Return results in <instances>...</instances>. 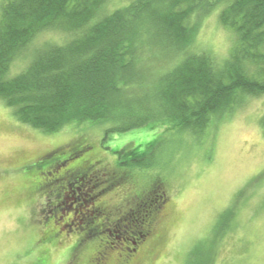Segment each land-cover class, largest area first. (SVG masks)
Listing matches in <instances>:
<instances>
[{
    "label": "trees",
    "instance_id": "obj_1",
    "mask_svg": "<svg viewBox=\"0 0 264 264\" xmlns=\"http://www.w3.org/2000/svg\"><path fill=\"white\" fill-rule=\"evenodd\" d=\"M108 2L3 0L0 100L18 121L44 132L107 122L103 139L141 126H165L197 138L214 119L238 111L248 98L264 96V0H136L105 13ZM212 9L234 36L224 58L189 48L190 14ZM51 31L61 32L64 41L35 44ZM22 59L25 66L12 73L13 63ZM153 64L159 65L154 69ZM259 122L264 133V113ZM93 150L79 138L65 159L49 162L47 169L57 175L46 180V188L61 185L66 165ZM65 151L55 148L29 170H41L49 158ZM117 152L128 156L124 165H146L145 154L135 148ZM129 172L110 170L108 176L92 180L90 206L84 204L78 222L73 220L85 238L112 235L132 253L151 233L167 194L156 180L124 209L120 203V208L103 204L114 210L113 216L107 214L98 197L109 190L108 182L125 179ZM100 183L105 187L97 188Z\"/></svg>",
    "mask_w": 264,
    "mask_h": 264
},
{
    "label": "rangeland",
    "instance_id": "obj_2",
    "mask_svg": "<svg viewBox=\"0 0 264 264\" xmlns=\"http://www.w3.org/2000/svg\"><path fill=\"white\" fill-rule=\"evenodd\" d=\"M134 1L109 0L103 11L110 13ZM190 15L189 48L204 49L219 58L227 56L234 36L219 24L217 10L198 15L193 10ZM64 38L61 32H46L35 44L62 42ZM156 51L160 55L161 50ZM25 62H14L11 72H19ZM158 65L153 64V68ZM263 113L264 96L252 97L238 111L214 119L197 138L188 132L166 130L165 126H141L109 133L103 139L110 125L107 122L68 124L44 132L18 121L0 100V264H88L96 245L98 249L108 246L104 255L109 264H119L128 254L124 242H116L112 235L85 238L77 228L68 230L67 238H60L58 243L42 238V196L33 189L22 167L55 147H73L79 138L92 144L109 170L130 171L127 178L108 182L110 188L98 197V203L114 208L120 203L124 209L129 199H137L136 194L148 192L152 182L164 185L167 198L151 233L129 253L136 256L133 264H264V133L259 122ZM123 147L143 152L146 165L122 164L128 156L117 150ZM91 184L92 179L82 173L78 178L68 176L58 207L49 199L45 208L48 215H55L63 229L67 228L70 211L78 222L84 204L90 206L87 195L95 189ZM76 235L84 238L75 251L72 244Z\"/></svg>",
    "mask_w": 264,
    "mask_h": 264
},
{
    "label": "flooded vegetation",
    "instance_id": "obj_3",
    "mask_svg": "<svg viewBox=\"0 0 264 264\" xmlns=\"http://www.w3.org/2000/svg\"><path fill=\"white\" fill-rule=\"evenodd\" d=\"M71 145H72V143H71ZM55 148H57V147H55ZM55 148L44 152L43 154H41L37 158L26 163L25 165H23L22 170L26 169V173L29 176V178H31L32 184L35 185L34 187L36 188V190L38 192H40V195L42 196L41 197L42 202L40 203V215L42 217L41 225L43 227L42 238H45V236L50 237L51 242L54 241L55 243H58V240L60 238H62V237H63V239L67 238L68 230L73 232V230H75L77 228V226H76L75 221L73 220L72 211H70L71 217H68V219H72V221L69 223L66 222L67 228H65V229H63L62 226L58 225V221H57L58 219H57V217H55V215H50V216L48 215L49 211L46 210L45 208H46L47 204H49V199H52L53 205L56 206L59 202L58 199L60 198L61 194L65 192V186H63V183H61L62 185H56V186H53L52 188H46V186H45L46 180L52 176L55 177L57 175V173L52 174L51 172H49V170L47 169V166L49 165V162L51 163V161L56 162L60 159H65L66 156L72 152V146L69 147L68 149H66V151L64 153L55 154L51 158H49V160L46 162V164L41 167V170H37V171H36V169H35V171L29 170L30 167H33V165H35L37 162H39L40 160H43L44 158L47 157V155L52 153V151ZM97 155L98 154L93 150V151L85 154L81 159L74 161L73 163L71 161L70 163H68L66 165V166H68V168L62 174L65 175L66 178H67L66 175H68V176L72 175L73 178H76L77 174L82 173L84 175V177L87 178L88 180L90 178L92 180H96V179H99L100 177H103L106 175L108 176V172L110 171L108 169V166L103 164L102 159L100 157H98ZM65 177L63 179L64 181L66 180ZM36 181H38V182H36ZM76 181H78V179H74L73 182H76ZM81 183L83 184V186H86L85 181H82ZM105 203L106 202H102V203L100 202V204H102L101 206L104 208L105 212L107 214H110L111 216H113L114 213L107 206H104ZM48 218H51V220L49 221V224L46 225L45 223H46V220ZM76 232H77V230H76ZM83 238L84 237H82V236L77 237V235H76V237H74V239H73L74 243L72 244L73 245L72 249H74L76 251L80 247L81 241H83ZM97 246L98 245H96L94 255L91 256V259H89V261H87L88 264H109V259H107V257H105L106 255H104V253H105L104 251L106 248H108V246H103V247L100 246V249H98ZM122 257H123L122 262H120L119 264H121V263L133 264L135 262L134 260L136 259L135 258L136 256H132L129 253L124 254V256H122Z\"/></svg>",
    "mask_w": 264,
    "mask_h": 264
}]
</instances>
